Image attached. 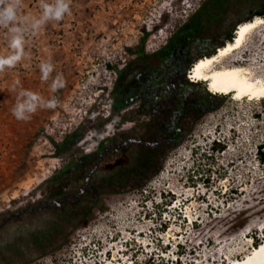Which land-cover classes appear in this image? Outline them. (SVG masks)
Here are the masks:
<instances>
[{
  "label": "rangeland",
  "instance_id": "374dc122",
  "mask_svg": "<svg viewBox=\"0 0 264 264\" xmlns=\"http://www.w3.org/2000/svg\"><path fill=\"white\" fill-rule=\"evenodd\" d=\"M203 1L69 0L62 20L25 33L24 58L0 71V216L76 192L94 165L97 193L86 190L19 227L18 242H0V264H264V161L256 153L264 148V102L206 98L207 82L186 85L205 51L191 48L185 74L165 67L144 98L131 93L114 107L116 68L127 67L130 79L143 65L127 47L144 36V50H157ZM262 4L222 0L213 5L221 19L203 30L226 35L244 17H264L250 15ZM41 13V0H21V20ZM9 39L0 27V55L12 54ZM227 60L264 78V24ZM46 63L54 70L45 81ZM57 76L63 87L53 90ZM23 90L56 106L17 120L12 109ZM151 94L159 95L154 105ZM47 226L40 243L23 241Z\"/></svg>",
  "mask_w": 264,
  "mask_h": 264
},
{
  "label": "trees",
  "instance_id": "16d2710c",
  "mask_svg": "<svg viewBox=\"0 0 264 264\" xmlns=\"http://www.w3.org/2000/svg\"><path fill=\"white\" fill-rule=\"evenodd\" d=\"M221 1L222 0H204L198 6V8L188 16L187 20L173 33L167 43L157 50L152 52H147L144 50V36L140 39L139 44L132 47H127V50L130 53L136 54V60L143 61V65L138 66L137 71L130 79H127V72H125L127 67L121 69L116 68L119 80L117 81L115 87L117 94L115 96L114 107L118 108L122 105H125V97L131 93H140L141 95L139 97L144 98L142 93V90H144L143 87H146L147 83L152 85L153 82L164 77V75H158V73L162 72L165 67H170L172 68L171 70L177 71L182 66L183 74H185L184 61L187 57L186 51L190 50L191 48L198 50L205 49L203 54L200 56L202 57L213 54L216 49L220 46H223L226 41H231L233 39L232 31L235 30V26H233L232 30H230L226 35H222V33L216 29L210 33H206L203 30L205 25L211 24L212 22L221 19L223 12H219L213 7V5L218 4ZM252 14L264 15V0L261 8L255 12H252L250 15ZM250 18L251 16L244 17L236 22L235 25L237 26L238 23L250 20ZM212 41H214V43ZM208 42H211V45L206 46ZM188 80L189 81L185 83L186 85L194 83L189 78ZM214 95L215 94L211 93L210 91L205 92L206 98L212 97ZM175 96L177 97L179 108L181 109L180 112H182L184 96L181 94V90H179L178 93L176 91ZM150 97H152L151 105H154V102L157 100L159 95L155 96L154 94H151ZM261 102H264V98L261 100ZM152 110L154 111L155 109L152 108ZM172 124L173 127L177 128L178 131L179 122L172 121ZM65 141H68V139L65 138L62 144ZM123 144L124 146L122 147H125L126 143L124 142ZM55 146L59 148L61 145L55 144ZM97 147H99V145ZM256 153L258 154L259 160L264 161V148L262 149V146L256 147ZM252 238L254 239V236H252Z\"/></svg>",
  "mask_w": 264,
  "mask_h": 264
},
{
  "label": "clouds",
  "instance_id": "9594fccd",
  "mask_svg": "<svg viewBox=\"0 0 264 264\" xmlns=\"http://www.w3.org/2000/svg\"><path fill=\"white\" fill-rule=\"evenodd\" d=\"M20 7L21 0H0V27L8 29L9 47L12 49V54L0 55V71L6 67H15L24 58L25 33L27 31L35 32L50 20L60 21L65 14L70 12L69 0H41L42 13L40 17L21 20L18 17ZM40 70L41 78L46 81L54 69L50 63H46L41 64ZM61 87H63L62 79L59 76L53 78V90H58ZM56 103L55 98L44 100L34 92L23 90L18 93L12 114L17 120H28L38 107L54 108Z\"/></svg>",
  "mask_w": 264,
  "mask_h": 264
},
{
  "label": "bare ground",
  "instance_id": "6f19581e",
  "mask_svg": "<svg viewBox=\"0 0 264 264\" xmlns=\"http://www.w3.org/2000/svg\"><path fill=\"white\" fill-rule=\"evenodd\" d=\"M262 24L264 17L261 16L238 23L233 31V39L226 41L213 54L196 59L187 77L195 82H207L212 93L235 91L237 99L244 96H248V99L264 97V78L252 76L251 70L239 65L237 60H227L236 50L243 47L251 31Z\"/></svg>",
  "mask_w": 264,
  "mask_h": 264
},
{
  "label": "flooded vegetation",
  "instance_id": "af4514ba",
  "mask_svg": "<svg viewBox=\"0 0 264 264\" xmlns=\"http://www.w3.org/2000/svg\"><path fill=\"white\" fill-rule=\"evenodd\" d=\"M153 115V114H152ZM139 140V139H137ZM125 141H123L124 143ZM141 143V141H138ZM121 142V146H124ZM160 143V142H158ZM123 144V145H122ZM117 154L119 152V149L116 148L115 151ZM103 155V154H102ZM104 156H99L98 160L102 161ZM97 160V161H98ZM96 165L92 166L91 169L88 170L86 173L82 186H80L79 190L76 192L64 190L60 194H54L51 196H46L42 198L41 200L37 201L34 206H26L22 207L18 210H15L13 212L4 213L0 216V242L4 240V242L8 244H12L14 242H18L16 239L18 238V234L23 229V226L27 224H31L33 219L39 218L41 215L44 214H50L54 211H58L63 207L64 203L69 202L71 198H78L81 195L85 194L86 190H91L93 192V196H96L97 193V185H92V174L96 170ZM21 227V229L19 228ZM53 228V227H52ZM52 230V229H51ZM47 228L44 230H41L40 232H35L34 234L30 235L29 240L23 238L24 242H30L31 244H38L41 240H44V238L48 237V234H50L52 231ZM40 234V235H39ZM53 234V233H52ZM16 235V236H15ZM15 236V238H14ZM12 242V243H11ZM6 257V256H5ZM6 260L9 262H12L10 255L6 257ZM24 259L23 261H25Z\"/></svg>",
  "mask_w": 264,
  "mask_h": 264
},
{
  "label": "built area",
  "instance_id": "2783aa9c",
  "mask_svg": "<svg viewBox=\"0 0 264 264\" xmlns=\"http://www.w3.org/2000/svg\"><path fill=\"white\" fill-rule=\"evenodd\" d=\"M188 74V73H187ZM190 79V78H189Z\"/></svg>",
  "mask_w": 264,
  "mask_h": 264
}]
</instances>
